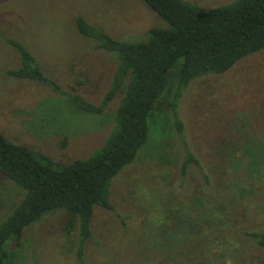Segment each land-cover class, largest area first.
Here are the masks:
<instances>
[{"label":"rangeland","instance_id":"rangeland-1","mask_svg":"<svg viewBox=\"0 0 264 264\" xmlns=\"http://www.w3.org/2000/svg\"><path fill=\"white\" fill-rule=\"evenodd\" d=\"M205 11L234 0H183ZM80 16L114 39L141 38L166 25L137 0H0V134L66 165L86 159L113 128L121 95L99 113L73 110L39 83L5 73L17 65L13 40L65 93L99 105L114 61L74 27ZM134 160L107 186L112 211L93 206L91 237L77 257L64 210L47 212L8 243L11 264H264V248L242 232L264 231V48L221 75L190 80L168 105ZM184 147L196 163L181 162ZM23 191L0 177V221ZM5 216V217H4Z\"/></svg>","mask_w":264,"mask_h":264},{"label":"trees","instance_id":"trees-1","mask_svg":"<svg viewBox=\"0 0 264 264\" xmlns=\"http://www.w3.org/2000/svg\"><path fill=\"white\" fill-rule=\"evenodd\" d=\"M165 23L149 28L143 37L114 39L75 17L78 34L92 42L94 50L114 61L110 83L101 103H87L63 92L45 77L34 58L20 43L6 40L17 55V65L5 73L48 87L64 97L73 110L99 113L115 93L121 95L113 116V128L98 149L86 159L61 165L42 153L14 144L0 134V177L23 191L22 197L0 221V264H11L8 243L17 246L22 233L47 212L61 209L66 232L76 231L77 257L91 237L89 221L93 206L112 211L106 190L109 181L145 144L148 126L161 123L159 100L171 91L168 101L172 124L178 135L182 125L176 117L175 102L190 80L221 75L241 58L264 48V0H234L205 11L183 0H137ZM149 124V125H148ZM189 162L196 163L184 147ZM258 248H264V231L242 232Z\"/></svg>","mask_w":264,"mask_h":264}]
</instances>
